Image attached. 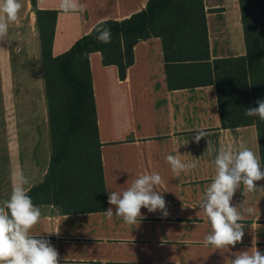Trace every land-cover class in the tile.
I'll return each instance as SVG.
<instances>
[{"label":"crops","instance_id":"1","mask_svg":"<svg viewBox=\"0 0 264 264\" xmlns=\"http://www.w3.org/2000/svg\"><path fill=\"white\" fill-rule=\"evenodd\" d=\"M22 3L21 26H10L9 37L0 40V202L10 196L11 170L23 167L32 189L47 175L52 155L36 14L32 0ZM80 3L85 11L69 14L60 10V0H36L38 9L58 12L53 56L68 51L98 23L124 20L142 11L148 0ZM236 4L243 29L240 0ZM204 5L211 58H234L240 127H221L214 85L169 90L160 38L140 41L135 46V62L124 80L119 78L116 66H104L101 54L92 53L90 66L107 209L113 207L108 204L109 192H122L139 175L156 172L162 177L158 190L169 214L164 217L160 211L149 213L142 208L140 222L130 226L115 214L109 220L106 210L66 214L57 205L36 204L42 218L31 234L49 240L59 253V264H231L236 253L251 250L253 238L257 249L264 253V191L244 192L243 185L231 202L241 210H254L241 221L242 242L223 252L203 243L211 226L198 204L215 175L213 161L219 149L227 145L238 149L241 142H246L260 159L255 119L244 114L245 109L252 108L246 47L238 55L231 53L225 0H204ZM236 57H241V83ZM197 128L207 133L199 143L193 140ZM168 155L179 156L186 163L195 161L197 167L177 176L166 161ZM256 185L264 189V180Z\"/></svg>","mask_w":264,"mask_h":264},{"label":"trees","instance_id":"2","mask_svg":"<svg viewBox=\"0 0 264 264\" xmlns=\"http://www.w3.org/2000/svg\"><path fill=\"white\" fill-rule=\"evenodd\" d=\"M240 4L253 108L258 106L257 100H264V0H240ZM32 6L41 43L52 145L48 173L28 193L34 205L54 204L66 214L107 210L90 66L92 53L101 54L104 66H116L119 78L124 80L135 62V46L140 41L160 38L169 90L214 85L221 127H240L234 58H211L204 0H148L145 9L129 18L98 23L58 56L52 54L58 12L38 9L36 0H32ZM99 25L111 29L110 43L96 38ZM254 119L264 165V121Z\"/></svg>","mask_w":264,"mask_h":264},{"label":"clouds","instance_id":"3","mask_svg":"<svg viewBox=\"0 0 264 264\" xmlns=\"http://www.w3.org/2000/svg\"><path fill=\"white\" fill-rule=\"evenodd\" d=\"M22 0H0V40L9 37L12 25L21 26ZM60 10L64 13L84 12L85 5L80 0H60ZM99 41L107 44L111 41V29L99 25L95 29ZM257 107L244 110L248 117H258L264 121V100H257ZM193 140L199 143L206 136L203 129H195ZM167 163L172 172L179 176L182 172L197 167L195 161L183 162L179 156L168 155ZM215 175L205 189L198 204L204 217L211 226V231L204 237V245L215 250L227 251L242 242L244 236L245 215H252V208L241 210L232 205V198L237 189L243 185L244 192L262 190L256 182L264 179V171L256 153L241 142L238 149L227 145L219 149L213 161ZM11 193L8 199L0 202V264H59V253L49 240L31 234L41 218V208L33 204L28 194L31 180L25 174L23 167L18 171L11 170L9 174ZM163 183L159 173H144L134 179L122 192H109L106 217L111 220L113 215L123 220L127 225L140 222L141 209L149 213L160 211L168 216L166 201L158 190ZM115 209V212H114ZM59 231H56L58 234ZM52 233V232H49ZM253 238L251 250L241 251L231 259V264H264V253L256 247Z\"/></svg>","mask_w":264,"mask_h":264},{"label":"rangeland","instance_id":"4","mask_svg":"<svg viewBox=\"0 0 264 264\" xmlns=\"http://www.w3.org/2000/svg\"><path fill=\"white\" fill-rule=\"evenodd\" d=\"M236 3H237V0H225V4L227 7V11H228L227 14H228V17L230 19L229 36L231 38V39L228 38L227 42H229L231 45V53L238 55L239 53L244 51L245 45H244V40H243L241 13H240V9L237 7ZM225 44H227V43H225ZM236 61H237L236 70H237V75H238L237 77L241 83V80L243 79L242 75L244 74L243 72H241L242 74H240L241 57H236ZM241 86H242V84H241ZM240 89H241L240 90L241 98H243V90H242V88H240ZM241 102H243V100ZM245 102H247L249 104V100H246ZM247 103H244L246 107H247ZM240 105H241V103H240Z\"/></svg>","mask_w":264,"mask_h":264}]
</instances>
